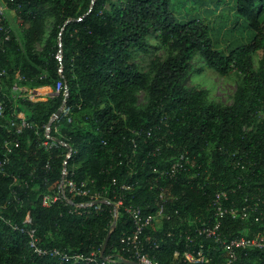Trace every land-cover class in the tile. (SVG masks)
<instances>
[{"label":"trees","instance_id":"obj_1","mask_svg":"<svg viewBox=\"0 0 264 264\" xmlns=\"http://www.w3.org/2000/svg\"><path fill=\"white\" fill-rule=\"evenodd\" d=\"M14 1L11 6L17 8L15 21L22 44L12 40L0 50V71L6 69L0 80V99L6 95L7 118L21 115L43 129L65 99L63 88L57 93L63 81L73 122L61 121L57 136L72 149V155L67 160L69 149L63 146L50 152L40 148L35 131L27 129L8 168L10 175H0V199L7 203L4 216L20 225L28 220L44 246L90 253L102 250L109 235L110 206L99 213L94 208L75 212L66 202L41 206V196L57 189L65 161L77 185L86 183L91 194L106 187L112 198L113 178L120 184L133 183L126 204L141 206L146 212L157 210L160 187H165L178 196L169 206L172 220L148 233L161 240L157 260L171 264L174 251L186 249L180 229L188 228L191 219L210 217L217 192L231 190L230 200L237 204L245 198L248 203L264 202V0L234 1L231 19H223L226 27L232 25L226 32L233 34L239 27L240 34L248 33V41L241 45L231 41L220 49L212 41L208 22L196 18L180 22L169 0ZM47 16L53 19L52 29L38 51ZM148 37L167 47L170 54L145 72L133 50L143 49ZM258 53L256 69L254 55ZM196 56L221 76L241 77L232 105L207 103L206 91L185 87ZM18 72L27 78L23 84L28 88L46 89L49 95L38 101H14L11 87ZM143 88L148 91V104L137 110L133 107L136 92ZM6 135L0 127V159ZM182 155H188L194 166H188L175 181H157L158 174ZM22 180L28 181V188ZM15 183L17 198L11 191ZM84 200L88 199H73L75 204ZM263 229L264 221L251 217L226 219L223 231L228 237H251ZM131 230L122 212L103 258L116 253L123 233ZM169 231L176 235L165 238ZM256 263L264 264V254L242 255L238 262ZM0 264L85 263L33 257L27 238L0 220Z\"/></svg>","mask_w":264,"mask_h":264},{"label":"built area","instance_id":"obj_2","mask_svg":"<svg viewBox=\"0 0 264 264\" xmlns=\"http://www.w3.org/2000/svg\"><path fill=\"white\" fill-rule=\"evenodd\" d=\"M14 0H0V50H5L7 43L15 40L22 44L20 33L13 28V20L16 24L17 11L11 5ZM17 25V24H16ZM18 27V26H17ZM58 59H62L61 53ZM61 74V73H60ZM6 75V69L0 71V80ZM27 78L17 73L15 82L11 87V95L14 101L19 99H28L30 101H38L42 97L49 94L40 91V88H28L23 82ZM60 82L58 84L57 93L63 88V96L65 97L59 116L53 115L49 125L40 129L29 123L23 116L16 115L15 120L7 118V106L4 98L0 99V127L6 130V137L1 143L2 157L0 159V175L9 176L8 168L17 154L22 144V136L27 129L35 131L37 143L40 148H44L47 152L63 146L69 149L67 160L72 155V149L62 140H59L57 134L60 133L58 124L66 120L72 123V110L67 105L68 89L67 85ZM54 124V133L51 125ZM130 163V161H128ZM194 166V162L188 155L180 156L169 169L159 173L157 181H175L188 166ZM46 169L50 170V162L47 163ZM32 176V174H31ZM48 178H46L47 182ZM23 181V180H22ZM25 188L29 187L28 181H23ZM86 183L77 185L75 180L67 169V161L64 162L62 171V179L57 185V189L53 193H46L41 196V206L50 208L58 202H66L73 205V211L87 210L94 208L96 212H101L104 206H110L111 222L108 229L109 235L114 231L118 220L123 212L127 219L131 222L132 230L124 232L121 238L122 246L106 258H102V250H93L90 253H69L57 247L44 246L40 243L37 231L28 220L24 225L13 222L3 214L6 204L0 199V220L8 226L12 231L19 233L27 238L28 247L33 257L39 258H57L61 261H75L85 264H161L155 254L161 252V240L157 236H152L148 232L156 226L163 225V221H171L173 215L169 212L170 203L177 200L178 196L172 192H167L165 187H160L159 205L155 212H146L141 206L132 203L126 204L127 195L134 190L135 186L131 182L120 184L117 178L112 179L113 197L108 198V188L90 193L85 187ZM15 183L11 187L13 196L17 198L18 191ZM22 186V185H19ZM116 188H120V191ZM231 190L217 192L211 202L212 215L206 218L191 219L187 224L188 228H181L179 238L184 242L185 250L176 249L173 253L171 264H211L216 260L224 261L223 264H238L242 255L247 257L253 252L264 254V229L256 232L251 237L235 236L228 237L224 234V222L226 219L247 220L251 217L256 222L264 221V202L258 201L248 203L247 198L244 202L237 204L230 200L229 194ZM88 199L77 204L73 199ZM175 215H179V211L175 210ZM180 223L184 224V220L180 218ZM176 235L174 231L166 233L165 238H173ZM164 240V238H163ZM199 241L195 245V242ZM101 257V260H100ZM257 264V263H256Z\"/></svg>","mask_w":264,"mask_h":264},{"label":"rangeland","instance_id":"obj_3","mask_svg":"<svg viewBox=\"0 0 264 264\" xmlns=\"http://www.w3.org/2000/svg\"><path fill=\"white\" fill-rule=\"evenodd\" d=\"M116 3L117 0H111ZM171 11L177 16L180 22H187L191 18L201 19L211 26L212 41L217 48H223L229 42L241 45L248 41V33L240 34V28L230 34L226 32L232 25H227V17L231 19L233 14V4L235 0H169ZM13 28L20 33L19 27L12 22ZM53 19L47 16L46 34L43 42L36 45L41 51L49 32L52 29ZM247 25V24H246ZM226 27V28H225ZM135 59L143 71L147 72L155 62L164 61L170 54L167 47L160 45L154 37H148L143 49L134 48ZM260 54L254 55V66L258 68ZM193 70L190 73L185 87L188 90H204L207 92V103H217L223 106L233 104L235 93L241 84V77L237 74L221 76L218 73L204 66L203 60L196 56L192 61ZM152 75V74H151ZM43 93H50L46 89L40 88ZM147 89H139L136 92V102L133 105L137 110H143L148 104ZM264 118V114L262 115Z\"/></svg>","mask_w":264,"mask_h":264},{"label":"water","instance_id":"obj_4","mask_svg":"<svg viewBox=\"0 0 264 264\" xmlns=\"http://www.w3.org/2000/svg\"><path fill=\"white\" fill-rule=\"evenodd\" d=\"M62 47V45H60ZM61 113V109H59L56 113L57 116H59ZM109 239H110V235H108L104 245H103V248H102V254H101V257L103 258L104 257V253L106 251V248H107V245H108V242H109Z\"/></svg>","mask_w":264,"mask_h":264}]
</instances>
